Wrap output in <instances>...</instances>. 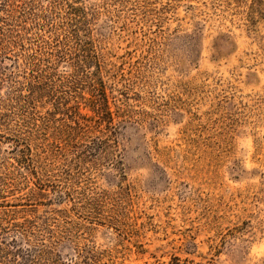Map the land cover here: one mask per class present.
Instances as JSON below:
<instances>
[{"label": "rangeland", "instance_id": "rangeland-1", "mask_svg": "<svg viewBox=\"0 0 264 264\" xmlns=\"http://www.w3.org/2000/svg\"><path fill=\"white\" fill-rule=\"evenodd\" d=\"M172 257L264 264V0H0V264Z\"/></svg>", "mask_w": 264, "mask_h": 264}, {"label": "trees", "instance_id": "trees-1", "mask_svg": "<svg viewBox=\"0 0 264 264\" xmlns=\"http://www.w3.org/2000/svg\"><path fill=\"white\" fill-rule=\"evenodd\" d=\"M94 99L97 106V113L101 116L105 114L109 116L110 113L107 111L105 95L102 93L100 94V98H94ZM168 264H193V262L187 260L181 261L178 257H172L171 261Z\"/></svg>", "mask_w": 264, "mask_h": 264}]
</instances>
